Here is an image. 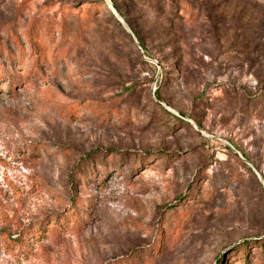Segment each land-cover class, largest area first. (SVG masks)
Wrapping results in <instances>:
<instances>
[{
  "label": "rangeland",
  "instance_id": "obj_1",
  "mask_svg": "<svg viewBox=\"0 0 264 264\" xmlns=\"http://www.w3.org/2000/svg\"><path fill=\"white\" fill-rule=\"evenodd\" d=\"M0 264H264V0H0Z\"/></svg>",
  "mask_w": 264,
  "mask_h": 264
},
{
  "label": "trees",
  "instance_id": "obj_2",
  "mask_svg": "<svg viewBox=\"0 0 264 264\" xmlns=\"http://www.w3.org/2000/svg\"><path fill=\"white\" fill-rule=\"evenodd\" d=\"M18 237L21 238V240L18 239ZM8 238H9L11 241H13V242H17V243H19V244H21V245H23V243H24V240H23V238H22L21 236H16V237H13V238L8 237Z\"/></svg>",
  "mask_w": 264,
  "mask_h": 264
}]
</instances>
